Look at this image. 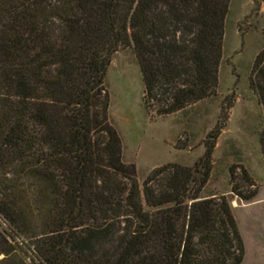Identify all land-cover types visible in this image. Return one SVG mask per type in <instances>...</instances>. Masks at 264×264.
<instances>
[{
	"label": "trees",
	"instance_id": "16d2710c",
	"mask_svg": "<svg viewBox=\"0 0 264 264\" xmlns=\"http://www.w3.org/2000/svg\"><path fill=\"white\" fill-rule=\"evenodd\" d=\"M230 2L0 0V264L243 263L227 195L201 196L232 102L193 166H158L140 184L105 85L114 54L133 48L148 112L214 95ZM250 86L264 107V48ZM260 145L264 158V128ZM230 176L235 196L256 197L244 167Z\"/></svg>",
	"mask_w": 264,
	"mask_h": 264
},
{
	"label": "rangeland",
	"instance_id": "374dc122",
	"mask_svg": "<svg viewBox=\"0 0 264 264\" xmlns=\"http://www.w3.org/2000/svg\"><path fill=\"white\" fill-rule=\"evenodd\" d=\"M263 48L264 1L231 0L214 95L172 115L148 112L133 48L114 54L105 78L111 98L110 118L122 139L123 159L136 165L140 184L158 166H193L204 154L207 134L218 123L223 106L232 102L213 153L211 177L201 196L227 195L245 244L242 264H264V158L260 145L264 107L250 86L254 61ZM234 165L244 167L254 180L253 189L258 193L252 201L231 192L230 168ZM236 174L240 176V168ZM7 226L0 219V228ZM31 253L28 245H23L21 255L29 257Z\"/></svg>",
	"mask_w": 264,
	"mask_h": 264
}]
</instances>
